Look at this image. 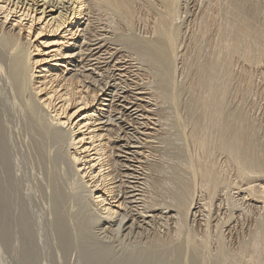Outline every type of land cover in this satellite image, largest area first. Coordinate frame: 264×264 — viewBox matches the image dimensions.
Here are the masks:
<instances>
[{"label": "bare ground", "instance_id": "1", "mask_svg": "<svg viewBox=\"0 0 264 264\" xmlns=\"http://www.w3.org/2000/svg\"><path fill=\"white\" fill-rule=\"evenodd\" d=\"M206 3L184 40L176 20L180 0H0V227L7 230L0 235V264L9 234L19 235L10 249L17 264H35L36 256L51 264L49 253L62 262L75 249L72 239L85 250L75 252V262L97 255L87 254L99 246L111 259L122 258L118 264H139L138 250L115 257V249L94 240L96 224L115 223L114 229L141 234L153 225L145 261L153 252L161 256L160 247L167 254L184 245L192 251L190 264L206 257L222 264L234 255L222 240L226 221L219 216L212 224L215 254L207 245L219 193L231 218L249 223L235 257L264 264V103L257 101L264 96L262 10L250 0ZM124 47L135 58L125 57ZM181 51L188 54L178 69ZM260 66L262 87L252 72ZM148 69L151 83H137L138 71ZM180 86L190 98L183 113ZM170 137L173 149H188L178 165L152 153ZM197 208L207 212L204 219L197 213L204 220L201 236L185 227Z\"/></svg>", "mask_w": 264, "mask_h": 264}, {"label": "rangeland", "instance_id": "2", "mask_svg": "<svg viewBox=\"0 0 264 264\" xmlns=\"http://www.w3.org/2000/svg\"><path fill=\"white\" fill-rule=\"evenodd\" d=\"M204 1V2H203ZM262 1V2H261ZM185 2V3H184ZM201 2V3H200ZM207 0H180V5L181 6H179L180 8H179V12L180 13H178V15L177 16H179V17H177L176 18V20L178 21L177 23L180 25V28H181V31H182V35H183V37H184V40H186L188 37V35H189V33L190 32H192L193 30H195L196 28L194 27L195 25V23L197 22V20H198V18L197 17H199V19H201L200 18V14H201V16L204 14L203 13V10L205 11V9H206V7H204L207 3ZM250 2H252V3H254L255 5H256V8H258V11H259V13L261 12V10H262V12L264 13V1L263 0H250ZM182 3V4H181ZM184 3V4H183ZM191 3V4H190ZM206 3V4H205ZM205 4V5H204ZM262 5V6H261ZM199 6H200V8H199ZM207 6V5H206ZM201 7H203V9L201 8ZM205 8V9H204ZM202 9V13H201V10ZM260 9V10H259ZM196 11V12H195ZM262 12L260 13L261 15H260V20H262V22L264 21V18H263V16H264V14H262ZM184 13H186V16H185V14ZM199 13V14H198ZM206 13L207 12H205V15H206ZM195 14H196V16H195ZM207 16V15H206ZM195 22V23H194ZM190 24V25H189ZM263 24H264V22H263ZM138 29H139V27H138ZM192 29V30H191ZM136 31H137V29H135ZM137 32H139V30L137 31ZM210 32H212L211 31V29H210ZM211 34V33H210ZM184 46V45H183ZM123 49V48H122ZM182 51L184 52V51H187L184 47H182ZM185 49V50H184ZM124 55H126L125 57H128L127 55H130V56H133V57H128V58H130V59H132V58H135V54H134V52H133V50H131V49H127V47H124ZM181 51V52H182ZM182 52V53H183ZM188 53L186 52V54L185 53H183V55H181L182 57H181V59L179 60L178 59V63H177V67H178V69H180V68H182V61L183 60H185L184 59V55H187ZM133 61V60H132ZM180 63H181V65H180ZM180 67H179V66ZM258 68H260V70L258 69ZM263 70V67L262 66H260V67H257V68H253L252 69V72H253V77L255 78V82L257 83V85L259 84V86H261L262 87V84H261V72H263L262 71ZM149 69L148 70H142V71H138V78H135V80H136V82L137 83H139V84H142V82H144L143 84H146L145 86H147V83L148 82H150V77H152L151 78V80L153 79V73L151 72V71H149ZM143 72V73H142ZM147 72L149 73V74H147ZM150 72L152 73V74H150ZM256 73V74H255ZM131 74V73H130ZM179 75H180V73H178ZM178 74H177V76H176V80H177V82L179 81V76H178ZM142 75V76H141ZM147 75H149V76H147ZM129 77V82L127 81V83H130L131 81V76H128ZM145 77V78H144ZM146 78H149V80L146 82L145 80H147ZM151 83V82H150ZM126 84V82L125 83H123V85H125ZM138 84V85H139ZM141 86V85H140ZM256 86V85H255ZM259 86H257V89H259ZM256 88V87H255ZM261 89V88H260ZM184 89H182V87L180 86V90L178 89V95H180V93L181 94H184V95H181L182 97H183V99H182V97H178L180 100H181V102L180 103H182V101L184 100V101H188V98H187V96H189V94L188 93H182V92H185V91H183ZM182 91V92H181ZM187 96H186V95ZM177 95V96H178ZM259 96H261V95H259ZM258 96V97H259ZM187 99H186V98ZM257 98V96H254L253 97V99L254 98ZM178 99V100H179ZM190 99V98H189ZM179 100V101H180ZM229 100H231V95H230V99ZM178 101V102H179ZM183 101V102H184ZM257 101H258V103H261V104H263L264 103V96L262 97H259L258 99H257ZM229 103H228V105H230L231 104V101H228ZM255 102V101H254ZM184 104H185V102L184 103H182V105L181 106H179V103H178V109H180V110H182V113H183V110H184V108L183 107H185L184 106ZM158 107L157 105H153V107ZM181 107V108H180ZM230 108H231V106H229ZM183 108V109H182ZM171 140L173 141V144H172V142H171ZM174 142H175V140L173 139V137H170V143L167 145V146H165V145H163L164 147H160V146H162V144L161 143H156V145L159 147H157V152L155 151V152H152L153 153V155L155 156V154H156V158H158L159 156H162V158L163 159H165V158H173L174 160L172 161L173 163H177V164H174V165H178V163L180 162V160H182V156H186V155H184L185 153H183V152H186V154H188V149H186V151H179L178 152V148H179V146H178V150L177 149H173V147L175 146L174 145ZM164 144V143H163ZM171 145V146H170ZM168 146L169 147H171V149L169 148V149H167L168 148ZM183 148V147H182ZM193 148V147H192ZM158 149H160V150H158ZM165 149H167V150H165ZM181 149V148H180ZM166 151V152H164V151ZM169 150V151H168ZM182 150V149H181ZM192 151H193V149H192ZM162 152H164V153H162ZM183 154H182V153ZM165 153H167L164 157H163V155L165 154ZM170 153V154H169ZM159 154H161V155H159ZM168 154H169V156H168ZM171 156H173V157H171ZM184 158V157H183ZM166 159V160H167ZM169 160V159H168ZM178 160V162H174V161H177ZM171 163V162H170ZM230 177V176H229ZM230 179H231V177H230ZM229 190L231 191V186H230V188H229ZM219 194H221L222 196H217L216 198H215V201H214V203L212 204V207H211V209H210V213H209V215H211V217H208L209 218V221L211 220V222H209L210 223V227H209V229H207L208 231H209V234L211 233L212 234V238H211V236H210V240L208 241L209 243L207 244V245H209V246H207V248H208V250H210V254H213L214 252L213 251H215V249H216V246L214 247V245H216V241L214 240V226L212 225V224H215L214 222H216V221H219V220H225L226 221V223L222 226L223 228H221V232H222V236H223V238H222V240L225 242L224 243V245H225V247H227V249H229V252H230V250H232V254L234 255L233 257H232V255H231V258H230V260L228 261H225L224 263H222V264H246L245 263V257L244 256H239V255H237V257H235L236 256V252L234 253V250L235 251H237V249L239 248V246H241L243 243H242V241L244 242L245 241V239H244V237L246 238V236H247V234H246V231H247V229H248V225H249V223H248V219H247V217H244V218H242L241 219V217L242 216H240L239 218L238 217H235V215L236 214H233L232 215V217L233 218H231V212L229 213V209H230V207L231 206H229L228 205V203H227V200L225 199L226 197L225 196H223V193H219ZM197 196V195H196ZM222 197V198H221ZM224 198V199H223ZM230 199H231V192H230V197H229ZM218 199V200H217ZM223 199V200H222ZM222 200V201H221ZM225 200H226V202H225ZM217 201H218V203H217ZM222 202H224V203H222ZM229 202V201H228ZM225 203H227V206H229V209L227 210L226 208H227V206L226 205H224ZM215 204V205H214ZM217 204V205H216ZM220 204V205H219ZM215 207H214V206ZM219 205V206H218ZM222 208H221V207ZM226 206V207H225ZM34 207V208H33ZM32 208L33 209H35L36 208V210L37 209H39V207L37 208V206H35V204H34V206H33ZM221 208L220 210H219V208ZM225 207V208H224ZM218 208V209H217ZM236 208H238V207H236ZM197 210H199V208H197L196 210L194 209L192 212L193 213H191L189 216H188V220H186L185 219V225H187V226H185V227H188L189 226V229L190 228H192L193 227V230L196 232V234H197V231H198V233L199 234H197L198 236H201L202 234L201 233H203V235H204V231H205V227L203 226V225H199L200 223L202 224V221H204V220H202V217H203V219L206 217V211L205 210H201L202 211V213H203V215H202V213H201V211H197ZM215 210H217L216 212H215ZM225 210H227V211H225ZM224 211V212H223ZM196 212V213H195ZM205 212V213H204ZM219 212V213H218ZM223 212V213H222ZM197 213H201L200 215L202 216H200L199 214H197ZM193 214V215H192ZM196 214V215H195ZM215 214V215H214ZM219 214V215H218ZM230 214V215H229ZM195 215V216H194ZM216 218H215V217ZM221 217V219L219 218V220H218V218L217 217ZM223 216V217H222ZM225 216V217H224ZM227 216H229L230 217V219H231V221H230V219H225ZM213 217H214V219H213ZM193 220H192V219ZM196 218V219H195ZM200 218V219H199ZM237 218H238V220H237ZM198 219V220H197ZM213 219V220H212ZM232 219L234 220V222L232 221ZM237 221H236V220ZM195 220V221H194ZM215 220V221H214ZM221 220V221H222ZM227 220H229V221H227ZM187 221V222H186ZM201 221V222H200ZM238 221L240 222V223H238ZM242 221V222H241ZM167 222H169V223H171L170 225L167 223V225H169L170 227H173V219H168L167 220ZM228 222V223H227ZM231 223V224H230ZM234 223V224H233ZM237 223H238V225H237ZM32 224V223H31ZM190 224H191V226H190ZM231 225V226H227V225ZM116 225V223L114 224V226ZM151 227H150V226ZM159 225V224H158ZM157 225V226H158ZM235 225V226H234ZM1 226V225H0ZM98 226V227H97ZM99 226H100V228H99ZM104 226H105V228H104ZM107 224H105V225H101V224H96V226L94 227L95 229H93V234L95 235V237H96V239H94V240H96V242H98V243H102V242H106L107 243V245H106V247H107V249L109 248V249H111V250H114L115 249V251H113L114 252V256L116 257V254L117 253H120V251H130V252H133L134 250H138L139 252H141V253H143V254H140V253H138V251H137V253H136V251H134V253H136L137 255L136 256H138V254L139 255H144V256H146L145 258H143L142 256V258H140V256H138L137 258H138V261L140 262L139 264H143L144 263V261H145V259L147 258V251H146V249L147 248H144V247H146V246H148V244H146L145 242H147L146 240L148 239V238H146V237H149L150 236V234H151V232H149V233H147L148 231H151V229H152V224L151 223H149L148 224V226L147 225H145V227H147V229H148V231L146 230L145 232H142V234L139 232V231H137V229L136 228H134V229H132L131 231H129L130 232V234L129 235H126L125 236V234L124 233H126V234H128L127 233V230L126 231H124V230H118V229H114V226H113V224L111 225V226H108ZM117 226V225H116ZM116 226H115V228H116ZM212 226V227H211ZM224 226H226V227H231V228H226V227H224ZM109 227H112L114 230H115V232H113L114 230H112V228H109ZM104 228V229H103ZM169 227H167V229H168ZM211 228H212V230H211ZM234 228V229H233ZM11 229H13V227L11 228ZM45 229V228H44ZM43 229V230H44ZM100 229L103 231H100ZM107 229V230H106ZM109 229H111L110 231H109ZM172 228H170V229H168V230H171ZM188 229V228H187ZM232 229V230H231ZM0 235L3 233V235H2V238H4V232H7V230H5L4 228H2V227H0ZM118 230V231H117ZM167 230V231H168ZM211 230V231H210ZM2 231H4V232H2ZM95 231V232H94ZM98 231H99V233H98ZM107 231H109V232H107ZM118 232V234H117V232ZM123 231V232H122ZM164 231H166V230H164ZM166 231V232H167ZM2 232V233H1ZM14 232V231H13ZM44 232V231H43ZM106 232H107V234L111 237V240L109 241V239H110V237H108L107 235H106ZM122 232V233H121ZM132 232H136L135 234H133ZM158 232L159 233H162V229H161V231H159L158 230ZM184 232H185V228H184ZM193 232V231H192ZM225 234H224V233ZM110 233V234H109ZM137 233H139L138 235H137ZM7 234V233H6ZM9 234V233H8ZM7 234V235H8ZM15 234V233H14ZM43 234V233H42ZM45 234V233H44ZM116 234V235H115ZM140 234H141V237H140ZM166 233H164V234H160V235H163V237H164V235H165ZM201 234V235H200ZM210 234V235H211ZM49 235V234H48ZM137 235V236H136ZM235 235V236H234ZM13 238V240L11 239V237ZM19 236V235H18ZM17 235L15 236L16 237V242L18 241V242H20V239L19 238H17L18 237ZM139 236V237H138ZM146 236V237H145ZM181 237L183 236V235H180ZM134 237V238H133ZM143 237V238H142ZM225 237V238H224ZM7 238V237H6ZM9 238V239H8ZM7 238V240L6 239H3V241L4 242H2L3 243V245H5L4 246V251L6 250V249H9V250H6L5 252L3 251V248H2V251L5 253H3V255H2V257H4L3 259L4 260H6V262H8V260H9V262H10V260H12V262L14 261L15 262V264H17V261L15 260L16 259V254H11V252H10V249L12 248V244H13V246H18V242H17V245L16 244H14V243H16L15 242V240H14V236L13 235H10L9 234V237ZM105 238V239H104ZM140 238H142V239H140ZM126 239V240H125ZM132 239H133V241H132ZM149 239H150V237H149ZM8 240L10 241H14L13 243L11 242V243H9L8 242ZM121 240H122V242H121ZM137 240L138 241H140V243H142V247H141V244H139V242L137 243ZM37 241V240H36ZM79 241V240H78ZM119 241V242H118ZM128 241V242H127ZM149 241V240H148ZM6 242V243H5ZM38 243L40 242V241H37ZM42 242V243H41ZM40 243L42 244V245H44L43 244V241H41ZM72 243L70 244V242H69V244L70 245H72L73 244V246L75 245V249H73V250H75V251H73V250H68V253L69 254H67V253H63V254H61V255H63V258H62V262H59V261H57V259H54V257L52 256V255H50V253H49V255H48V257H46L48 260H50V263L51 264H58V263H62V264H71L72 263V261H74L73 263L74 264H79V262L81 261V259H80V261H76L75 262V260H76V258H77V255H76V253L78 252V251H80V252H84V251H82V249H80V244H79V242H77V240L75 241V240H73L72 239V241H71ZM123 242L125 243V244H123ZM9 243V244H8ZM35 243V242H34ZM37 243V244H38ZM39 243V244H40ZM45 243V245L46 244H48V242H44ZM67 243V242H66ZM119 243V244H118ZM214 243V244H213ZM242 243V244H241ZM36 244V245H37ZM114 244V245H113ZM238 244V245H237ZM98 246V245H97ZM116 246V247H115ZM137 246H138V248H137ZM171 246H173V244L171 245ZM184 246V245H183ZM183 246H178V249H180V250H176V248L175 247H170V249H172L173 251L170 253V249H168L167 248V251H166V253L167 254H165V249H162V247H160L158 250L160 251V250H163V251H161V252H163L164 253V255H163V253H162V255H163V257H161L160 256V254L159 253H161V252H157L159 255V257L157 256V255H155L154 256V254H155V252H153L154 254L152 255V253H151V255L152 256H150L151 258H149V260H147V261H145V263L144 264H146V262L148 263V264H186L187 262L190 264V257L192 256V251H191V249H189L188 247L186 248L185 247V250L186 249H189V250H184L183 248ZM237 246H238V248H237ZM77 247V248H76ZM99 247V246H98ZM98 247H95V248H97V250L93 247V248H91V251H87L88 252V254H87V252L85 253V254H87V255H89L90 253H95V254H97V255H92V254H90V259H88L87 261L85 260V262L84 263H82V262H80V264H93L94 263V261H93V259L95 260V263H96V260H99L97 263H100L101 264V262H102V264H105V262H104V260L105 259H103V258H106L107 260H105L106 261V263H107V261H108V264H109V262H110V264H112V263H114L115 264V262L116 261H119V260H123L122 258H118V256L116 257V260H115V258L114 259H111V258H113V256L112 257H109V256H111V255H106V254H102L101 253V251H103V249H102V247H99L100 249H98ZM177 247V246H176ZM157 248V247H156ZM76 249H78V250H76ZM96 251H95V250ZM102 249V250H101ZM123 249V250H122ZM212 249V250H211ZM99 250H101V251H99ZM120 250V251H119ZM142 250V251H141ZM151 250V249H150ZM152 250L153 251H155V248L153 249L152 248ZM157 250V249H156ZM157 250V251H158ZM174 250H176L177 252L178 251H180L178 254V256L176 255L177 253H175L174 252ZM182 250H184L183 252H182ZM128 251V252H129ZM189 251V252H188ZM203 250H201V252H202ZM67 252V251H66ZM76 252V253H75ZM98 252H99V254H98ZM127 252V253H128ZM129 252V253H130ZM148 252H152V251H148ZM174 252V253H173ZM188 253V255H187V253ZM147 253V254H146ZM156 253V254H157ZM171 255H170V254ZM183 253V254H182ZM186 253V254H185ZM10 254V255H9ZM66 254V255H65ZM74 254V255H73ZM78 254V253H77ZM146 254V255H145ZM176 256H175V255ZM190 254H191V256H190ZM215 254V253H214ZM7 255H9V256H7ZM68 255V256H67ZM76 255V257H75V260H72L73 258H74V256ZM92 255V256H91ZM119 255V254H118ZM171 257H170V256ZM185 255H187V256H185ZM17 256H18V254H17ZM97 256V257H96ZM107 256V257H106ZM166 258H165V257ZM172 256H173V258H172ZM69 257V258H68ZM100 257V258H99ZM103 257V258H102ZM108 257H109V259H108ZM119 257H121V256H119ZM148 257H149V255H148ZM160 257H161V259H160ZM175 257V258H174ZM179 257V258H178ZM206 257V256H205ZM68 258V259H67ZM95 258H97V259H95ZM99 258V259H98ZM157 258V260H155ZM165 258V259H164ZM171 258H172V262H171ZM207 258V257H206ZM205 258V263H204V261H202V264H213L212 262H211V260L209 259H206ZM237 258H238V260L240 261V262H238V260H237ZM69 259H70V261H69ZM79 259V258H78ZM112 260V263H111V260ZM141 259L142 260H144V261H142L141 262ZM148 259V258H147ZM151 259V260H150ZM161 261H160V260ZM175 259L177 260V261H175ZM178 259H180V261L178 260ZM185 259L186 260H188V261H185ZM240 259H242V260H240ZM244 259V260H243ZM35 260H37V262L36 263H38V262H40L41 264L43 263V259L41 258V260H40V258H38L37 256L35 257ZM40 260V261H39ZM110 260V261H109ZM114 260H115V262H114ZM164 260V261H163ZM83 261V260H82ZM6 262H5V264H6ZM69 262V263H68ZM104 262V263H103ZM152 262V263H151ZM156 262V263H155ZM201 262V261H200ZM227 262V263H226ZM233 262V263H232ZM35 263V264H36ZM40 263H38V264H40ZM94 263V264H95ZM138 263V262H137ZM116 264H118V262H116Z\"/></svg>", "mask_w": 264, "mask_h": 264}]
</instances>
